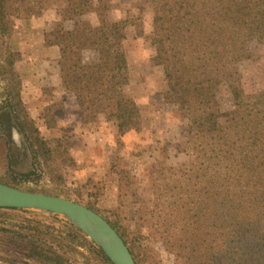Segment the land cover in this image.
<instances>
[{"label": "trees", "instance_id": "16d2710c", "mask_svg": "<svg viewBox=\"0 0 264 264\" xmlns=\"http://www.w3.org/2000/svg\"><path fill=\"white\" fill-rule=\"evenodd\" d=\"M110 9L109 0H0V82L11 86L8 96L14 103L7 107L15 108L1 123L24 134L34 158L49 175L51 164L64 161L68 154L41 137L23 108L22 86L14 72L21 55L6 41L16 20H29L47 10L59 18L55 33H62L71 21V31L57 44L62 87L75 97L88 120L105 117L122 138L143 122L140 108L123 92L126 30L132 26L142 37L143 23L139 17L134 22L111 21ZM91 14L95 24L77 17ZM260 25L264 27V0H152L155 54L150 63L163 72L162 102L198 116L202 136L179 148L188 155L187 166L151 165L156 180L150 207L143 201L121 221L101 215L124 241L135 264L155 258L154 242L173 257L174 264H264V101L245 92L238 70L253 57L251 43ZM87 54H93L89 61L84 58ZM221 83L230 103L225 111L218 97ZM56 109L55 103L42 109L39 118L45 128H56ZM223 120L232 126L231 133L225 132ZM111 173L117 182L128 180L121 187L128 191L130 173L117 162ZM0 184L19 189L14 176H4ZM72 229L71 241L84 237ZM14 241L9 244H25L26 259L37 264H73L38 240Z\"/></svg>", "mask_w": 264, "mask_h": 264}, {"label": "rangeland", "instance_id": "374dc122", "mask_svg": "<svg viewBox=\"0 0 264 264\" xmlns=\"http://www.w3.org/2000/svg\"><path fill=\"white\" fill-rule=\"evenodd\" d=\"M109 1V20L128 18L134 22L139 17L143 23L142 37L137 36L132 26L127 28V39L123 47L128 60L127 83L123 92L140 108L142 125L120 138L115 127L107 123L105 117L88 120L78 102L74 105L66 102L67 98L54 97L47 88H43L40 94L39 86L48 83V79L53 80V72L44 62L45 51L57 47L58 42L66 38L72 29V22L67 21L64 31L55 33L50 24L44 34L45 44H35L33 49L25 45L20 53L21 61L14 66V72L22 86L20 97L23 108L34 121L41 137L52 146H60V151L66 150L68 157L64 161L52 163L53 173L49 175L42 163L34 158L24 134L1 123L8 113L13 114L15 108L9 110L7 107L14 103L11 96H8L11 86L0 82V179L14 176L21 191L35 194L59 193V198L69 197L66 200L73 202L78 199L79 202L75 203L96 209L100 216L121 221L125 214L143 201L147 202V207L151 206L150 189L156 180L151 173V165L187 166L188 155L180 153L179 148L187 140L200 139L202 133L197 127L198 116L183 113L179 108L162 102V94L166 90L163 72L150 63L155 54L151 35L152 0ZM43 13L33 18H41ZM77 17L92 24L96 21L93 14ZM19 21L22 20H16V26ZM13 32L6 44L11 50L17 51ZM251 48L252 59L241 64L238 70L245 92L264 101V27L261 25L257 28V38L251 43ZM84 58L89 61L93 54H87ZM37 76L44 79L45 83H37ZM218 97L223 110H227L230 103L222 83L218 86ZM52 103L57 104L56 128L47 129L39 115L45 106ZM222 126L225 132L231 133L232 126L225 120ZM114 162L118 163L120 169L130 173L128 191H121L128 180L124 178L122 182H117L116 175L111 173ZM71 226L62 217L54 215L0 209V264H37L26 259L25 244H9L14 243V240H38L73 264H108L99 249L74 226L85 239H69V232L73 230ZM153 249L155 258L148 264H174L173 257L165 253L157 242L153 243Z\"/></svg>", "mask_w": 264, "mask_h": 264}, {"label": "water", "instance_id": "95a60500", "mask_svg": "<svg viewBox=\"0 0 264 264\" xmlns=\"http://www.w3.org/2000/svg\"><path fill=\"white\" fill-rule=\"evenodd\" d=\"M0 209L36 211L62 217L91 241L111 264H135L124 241L109 223L83 205L0 184Z\"/></svg>", "mask_w": 264, "mask_h": 264}, {"label": "crops", "instance_id": "0c3cea01", "mask_svg": "<svg viewBox=\"0 0 264 264\" xmlns=\"http://www.w3.org/2000/svg\"><path fill=\"white\" fill-rule=\"evenodd\" d=\"M58 21V16L56 15L55 11L52 10L45 11L41 18H31L29 20L19 21L17 26L15 25L14 28V39H16L15 45H17V51L19 53L23 52V47L25 45L27 48L31 47V49H33L35 44L36 46L45 44V40L43 39L44 34L46 33L47 26L52 24L51 26L53 27L54 24ZM30 34H32L33 36H31ZM45 57V64H47V67L50 68L53 72V74L51 73L53 75V80L50 81L48 79V83H46L44 86H39L40 94H42L43 88H47L52 91L54 97L67 98L65 100L66 102L69 101L74 105L77 104L75 97L65 92L61 84V78L57 67V62L60 58V50L57 47H50L45 51ZM36 78L35 79L37 80V83H45L44 79H40V77L38 76ZM26 91L29 92L28 90Z\"/></svg>", "mask_w": 264, "mask_h": 264}]
</instances>
